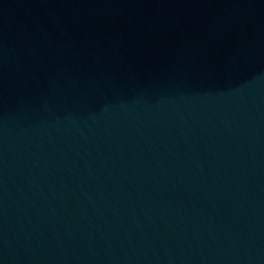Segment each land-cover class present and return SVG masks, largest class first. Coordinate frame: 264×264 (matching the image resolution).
<instances>
[{
	"label": "water",
	"instance_id": "water-1",
	"mask_svg": "<svg viewBox=\"0 0 264 264\" xmlns=\"http://www.w3.org/2000/svg\"><path fill=\"white\" fill-rule=\"evenodd\" d=\"M0 264H264V0H0Z\"/></svg>",
	"mask_w": 264,
	"mask_h": 264
}]
</instances>
